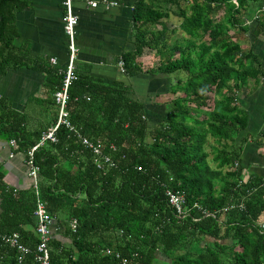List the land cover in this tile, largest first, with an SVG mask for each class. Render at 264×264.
Masks as SVG:
<instances>
[{"label": "trees", "instance_id": "1", "mask_svg": "<svg viewBox=\"0 0 264 264\" xmlns=\"http://www.w3.org/2000/svg\"><path fill=\"white\" fill-rule=\"evenodd\" d=\"M26 5L0 0V78L10 68L32 66L47 74L54 96L64 74L32 63L13 45L14 16ZM174 8L188 38L169 48L170 30L162 24ZM133 21L136 50L122 58L125 73L176 75L174 99L155 125L130 91L76 70L70 120L115 167L99 170L93 152L66 127L57 143L47 141L34 153L40 197L62 230L49 244L51 264H264V176L246 170L249 142L264 149V93L255 137L249 132L254 110L241 97L251 81L253 91L264 90V52L256 51L257 42L264 45V0H140ZM154 51L160 64L144 70L141 59ZM50 128L31 130L26 115L0 98V138L13 141L26 162ZM209 137L222 146L214 148V168ZM168 190L185 195L184 216L169 204ZM0 206V264H39L36 192L33 185L10 187L1 165ZM13 234L28 253L2 240Z\"/></svg>", "mask_w": 264, "mask_h": 264}, {"label": "crops", "instance_id": "2", "mask_svg": "<svg viewBox=\"0 0 264 264\" xmlns=\"http://www.w3.org/2000/svg\"><path fill=\"white\" fill-rule=\"evenodd\" d=\"M24 1L26 7L14 16V47L23 51L32 63L45 62L64 73L69 63L63 21L64 0ZM94 1L99 3L96 8H92L87 0L73 2L74 12L80 20L77 26V71L82 76L130 91L147 105L152 123L156 125L174 99L170 91L175 80L171 79L172 76L152 72L130 77L122 72L119 65L125 54L136 50L133 13L140 0ZM111 2L117 5L107 9L106 3ZM176 10L171 9L170 18L162 24L170 30L169 48L185 44L188 38L180 29L181 19L175 14ZM52 59L57 64H52ZM160 59L157 51L146 53L141 59L144 70L156 69ZM46 82L47 74L32 66L10 68L7 75L0 78V98L15 111L26 115L27 126L31 130L52 127L56 120L55 112L52 120H44L40 119L39 112L35 110L38 107L56 106L51 88L46 86ZM165 96L171 98L162 101ZM14 145L0 138V165L10 187L25 189L33 185V182L26 184V179L31 180L28 166L24 155L14 153ZM247 155V173L251 170V173L264 176V155L260 152L250 154L249 151ZM57 232L62 230L54 227V233Z\"/></svg>", "mask_w": 264, "mask_h": 264}, {"label": "built area", "instance_id": "3", "mask_svg": "<svg viewBox=\"0 0 264 264\" xmlns=\"http://www.w3.org/2000/svg\"><path fill=\"white\" fill-rule=\"evenodd\" d=\"M74 0H64L63 5L65 9L64 15V31L68 42V50H69V63L64 71V79L62 80L60 89L54 94V100L56 105L58 106V119L54 126H52L48 132L44 133L41 141L37 146L32 148L29 153V158L27 160V166L29 170V177L33 181V188L36 192L37 197V227H36V235L39 238V244L36 248L37 261L39 264H51L50 260V249L49 244L51 242L52 236L54 234V219L48 213L46 204L42 201L39 192V173L40 168L35 164L34 161V153L38 150V148L45 145L47 141H51L53 143H57L56 134L61 127H66L70 132L75 134L83 146L87 149L91 150L95 156V163L99 170H106L108 168H114L115 163L112 161V158L109 155L104 153L103 147L100 145L94 144L88 138L83 136L77 128L73 125L70 120V112L68 110V105L70 101V87L74 81L77 80L76 73V63L78 56V46H77V26L79 24V17L74 12ZM87 3L92 7L96 8L99 6V3L94 0H87ZM116 3H106V8L116 6ZM52 64H57L55 59L51 60ZM120 68L122 72L125 73L124 62L121 60ZM14 145V142H11ZM167 198L169 200V204L173 207L179 216H184L186 198L185 195L180 191L168 190ZM230 206L229 208H232ZM227 211V210H226ZM72 229L74 233L77 230L78 223L77 221L72 222ZM262 228L264 230V223L262 224ZM2 240L6 243L10 244L12 247L17 248L21 255L29 252V248L25 246L21 242V238L19 234L13 235H2ZM107 255H114L111 250H106ZM116 258H120L119 254H116ZM19 260H22L20 257ZM121 264H129L126 260H122Z\"/></svg>", "mask_w": 264, "mask_h": 264}, {"label": "rangeland", "instance_id": "4", "mask_svg": "<svg viewBox=\"0 0 264 264\" xmlns=\"http://www.w3.org/2000/svg\"><path fill=\"white\" fill-rule=\"evenodd\" d=\"M254 39L252 38L251 39V42H253ZM255 43V41H254ZM244 44V47H247L248 45H250V42H243ZM256 51L258 53H263L264 52V45L261 43V42H257V45H256ZM264 55V54H263ZM176 78V75H172L171 79L172 80H175ZM253 87H254V83L253 81L250 82L249 84V87L247 88V91H246V94H248L249 98L248 97H245L246 94H243L241 97H242V101L244 102V104L251 110H254V115H253V122H252V126L251 128L249 129V132L251 135H253L254 137L255 136H258L259 134V131L261 130L259 125H258V121L260 120V111L257 108H262L261 104H259V100L260 98H262V93H264V90L263 88H258V90L256 91H253ZM169 98H171L170 96H165L162 98V101H166L168 100ZM246 99V100H244ZM31 110H33V108H30ZM36 112H39V116H40V119H44V120H52L53 116H54V112L56 114V116L58 115V106H48V108H41V107H38V108H35ZM42 112V113H41ZM202 115V114H201ZM201 118H203V115L202 116H199ZM248 133V131H247ZM247 133H243L244 136L247 135ZM242 137V136H241ZM254 143L251 141L249 142L248 144V147H247V152L249 151L250 154L252 153H256V152H260V154L264 155V149L262 147L259 146V148H255L254 147ZM222 146H219L215 140L211 137H209V140H208V144L206 146V152L209 154V158H208V162L209 164L214 168L215 167V164L213 162V157H214V148H221ZM246 170H249L248 168ZM225 172V170H224ZM251 170L249 171V174H251ZM248 174V173H247ZM32 180L30 179H26V184H32ZM25 183V182H24Z\"/></svg>", "mask_w": 264, "mask_h": 264}]
</instances>
